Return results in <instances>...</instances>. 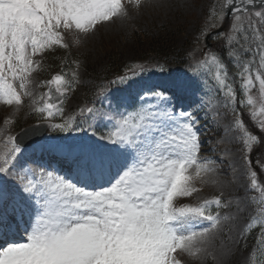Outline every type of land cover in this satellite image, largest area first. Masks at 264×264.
<instances>
[{"label": "snow or ice", "instance_id": "1", "mask_svg": "<svg viewBox=\"0 0 264 264\" xmlns=\"http://www.w3.org/2000/svg\"><path fill=\"white\" fill-rule=\"evenodd\" d=\"M143 2L0 0V104L16 114L27 100L30 111L43 118L22 134L35 133L62 113L60 104L77 82L75 71H64L71 47L99 27L126 19L129 4L139 9ZM229 14L228 30L217 32L216 38L225 41L227 57L237 69L233 75L217 52L203 51L201 58L189 52L182 77L159 83L137 79L143 66L118 76L110 82L122 86L115 104L102 86L92 105L81 109L87 128L75 120L47 125L54 133L90 130V137L50 136L29 151L31 141L21 144L18 136L0 129V264H189L199 259L221 221L233 218L221 216L219 209L230 206L221 196L178 203L199 192L197 181L214 171L211 158L199 155L194 112L204 102L188 111L181 104L177 111L178 101L205 88L233 110L250 181L246 190L259 192L264 205V184L250 159L253 146L264 143V119L258 122L259 136L246 127L236 111L234 86L238 77L239 103L252 106L250 117L255 121L257 104L264 116V0H225L212 27H222ZM57 49L67 53L61 70L40 81L37 87L48 90L37 95L33 73ZM71 63L79 67L77 61ZM89 118L102 122L106 131L97 135ZM3 123L11 126L12 116ZM260 168L264 171V165ZM259 211L264 217V208ZM257 226V243L264 251V219L251 218L240 238L246 240Z\"/></svg>", "mask_w": 264, "mask_h": 264}, {"label": "rangeland", "instance_id": "2", "mask_svg": "<svg viewBox=\"0 0 264 264\" xmlns=\"http://www.w3.org/2000/svg\"><path fill=\"white\" fill-rule=\"evenodd\" d=\"M223 1L144 0L139 9L129 4V16L126 19L116 20L99 27L96 33L85 38L81 45L71 47L70 53L75 55V60L79 64L78 68L76 67L71 71L77 73V82L68 91V97L61 102L60 107L63 111L55 117L53 123L75 120L76 123L87 128V124L81 123L83 121L81 109L90 106L92 91L96 87L102 86L103 77L115 74L120 66L136 64L138 59L147 62L145 63L147 66H151L152 61L150 60L158 58L154 51H146L149 49L147 42L151 38L168 39L170 42L168 45L170 58L168 59L173 63L178 61L177 63H181V66L179 68L174 65L163 66V59H161L165 58L163 55L159 58V62H156L164 68L163 73L158 71L160 68L158 67L153 72L138 76L137 79L152 80L154 83H159L165 79L184 76L191 60L188 53L192 52L195 57H198L205 36L201 30L203 28L205 32H209L215 29L212 25L219 22L218 17L221 14ZM231 22V19L224 20L221 32H226ZM197 36H199V40H197ZM211 37L209 40L214 42L213 48L211 46L206 51H214L220 54L229 69V74L233 75L237 69L227 57L228 49L225 47V41L217 39L216 33L212 34ZM67 39L71 42V36H68ZM59 50L63 49L55 51L59 52ZM202 55L203 52L200 53V56ZM114 60L116 64L113 66L112 61ZM44 64L46 68L49 67L47 59L43 61ZM45 76L46 74H42L41 71L33 73L32 88L37 95L46 88V86L37 87ZM237 82L239 86L238 77H236V84ZM236 84L234 86L237 88ZM121 87L118 85L109 90L111 92L109 99L113 104L116 103L120 95L119 89ZM201 87L204 86L201 84ZM253 95H256V89L253 90ZM191 99L195 100V103L191 105L187 103L188 99L178 101L177 111L180 110L181 104H183L184 110L188 111L189 106L193 110L201 101L204 102L203 107H201L200 122L202 124L200 123L199 128H197L201 140V149H204L203 152L200 151L199 155L211 158L213 163L209 166L214 171L205 174L202 180L197 181L196 186L200 189L199 192L190 198L180 199L178 203L195 204L203 199L221 196L222 201L230 205L227 208L219 209L221 216L229 214L233 218L221 221L220 228L214 234L207 251L202 253L199 259L189 261V264H264V251L257 243L259 227L252 229L246 240L240 238L241 230L250 222L251 218L264 219V217H260L259 211L264 208V205L259 203V192L246 190L250 181L247 178L242 160L241 144L236 139L239 132L234 125L233 110L223 107L222 98L207 88L204 91H198L196 96ZM240 99H243V96L238 90L236 111L241 114L244 124L247 123L252 126L251 131L259 135L258 122L264 119V116H261L259 112L260 105H255L256 119L254 121L250 117L252 106L242 107L239 103ZM106 105L107 101H105ZM99 106L97 104V107ZM13 113L14 110L11 106L0 104V129H4L6 133L12 135L22 127L29 125V121L35 118L31 115L33 112L30 111L27 100L19 113ZM9 115L12 116L13 124L6 127L3 121ZM87 123L95 124L97 135L106 131L102 122L96 124L89 118ZM64 134V137L69 139L90 137L91 131ZM258 148L263 149L262 152ZM258 148L252 153L250 159L252 165L262 174L264 171H261L260 165H264V146L259 144ZM238 240L239 243H237Z\"/></svg>", "mask_w": 264, "mask_h": 264}, {"label": "trees", "instance_id": "3", "mask_svg": "<svg viewBox=\"0 0 264 264\" xmlns=\"http://www.w3.org/2000/svg\"><path fill=\"white\" fill-rule=\"evenodd\" d=\"M147 45L149 46V49L146 50L144 48L146 51H152V52L154 51L155 52L154 54L158 58H160V57H162L164 55L165 58H163V59H165L166 61H169V62H173L170 59H168V58H170V56H168V54H169L168 45H170V42H169L168 39H165V38H151L147 42ZM142 48H143V46H142ZM115 62H116L115 60L112 61V65L113 66L116 64ZM120 67H118L119 69L117 68L116 72L121 70L122 67L121 68Z\"/></svg>", "mask_w": 264, "mask_h": 264}, {"label": "water", "instance_id": "4", "mask_svg": "<svg viewBox=\"0 0 264 264\" xmlns=\"http://www.w3.org/2000/svg\"><path fill=\"white\" fill-rule=\"evenodd\" d=\"M230 16H231V15L229 14V17H230ZM229 17H228V18H229Z\"/></svg>", "mask_w": 264, "mask_h": 264}]
</instances>
